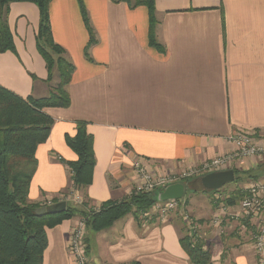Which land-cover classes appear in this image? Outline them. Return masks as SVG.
I'll return each mask as SVG.
<instances>
[{"label":"crops","instance_id":"1","mask_svg":"<svg viewBox=\"0 0 264 264\" xmlns=\"http://www.w3.org/2000/svg\"><path fill=\"white\" fill-rule=\"evenodd\" d=\"M83 4L96 38L88 56L90 34L79 1L49 3L53 41L75 69L67 85L71 104L44 109L54 123L35 152L29 203L67 199L81 209L97 210L132 194L139 180L137 162L157 175L178 174L231 152L229 136L237 131L264 138V0H155L157 45L150 43L146 5ZM39 22L35 3L10 4L15 52L0 53V85L23 98L50 93L46 61L37 48ZM57 78L55 71L51 85ZM78 121H85L94 137L96 158L92 182L82 191L72 187L68 162L78 155L66 141L76 134ZM232 168L241 180L217 195L218 201L238 208L242 186L264 180V162L247 157ZM73 192L83 196L82 203L72 198ZM186 195L181 207L187 204L197 222L205 219L198 239L211 245L208 264H254L253 225L230 217L215 225L217 203L209 192ZM177 213L169 221L153 216L145 224L128 213L109 228L87 227L91 264H193L182 245L191 235ZM79 217L46 228L43 264H71L67 238Z\"/></svg>","mask_w":264,"mask_h":264},{"label":"trees","instance_id":"2","mask_svg":"<svg viewBox=\"0 0 264 264\" xmlns=\"http://www.w3.org/2000/svg\"><path fill=\"white\" fill-rule=\"evenodd\" d=\"M17 1H30L39 8L40 22L36 41L37 48L46 61L50 93L44 97L23 98L0 85V264H43V253L47 247V227L81 215L86 218L87 227L100 231L111 227L117 219L128 213H133L139 219L158 200L155 191H133L128 198L105 203L98 210L81 209L67 201V210L64 212L42 216L35 213V209L41 204L28 201L29 185L37 166L35 152L38 145L47 140L54 123V119L44 109L68 107L71 104L67 85L71 81L75 66L66 58L63 47L53 41L49 17L51 0H0V53L8 50L15 52L14 36L6 16L10 4ZM78 1L90 34V41L85 47L88 56L89 48L96 42V38L83 0ZM115 1H126L131 7L144 4L149 8V38L150 43L155 45V0ZM55 71L58 72V82L51 85ZM66 141L78 155L77 160L68 162V165L71 168L74 188L82 191L93 179L96 163L94 137L88 132L87 123L78 121L76 134L66 136ZM193 183L189 182L188 187L191 191H197L199 187ZM228 203L235 202L228 200ZM196 239L198 242L186 235L182 239V245L193 264H208L211 261V245L204 247V241Z\"/></svg>","mask_w":264,"mask_h":264},{"label":"built area","instance_id":"3","mask_svg":"<svg viewBox=\"0 0 264 264\" xmlns=\"http://www.w3.org/2000/svg\"><path fill=\"white\" fill-rule=\"evenodd\" d=\"M229 142L233 145L231 152L204 161L178 174L157 175L148 170L141 162H137L135 167L139 180L133 191L138 193L163 190L170 184L186 181L198 174L202 175L229 169L237 159L257 157L264 162V138L260 134L248 130L237 131L229 136ZM71 195L76 202L82 203L83 199L79 193L73 192ZM215 197L218 212L216 211L213 215L214 224L219 225L223 217L239 218L243 222L248 221V224H252L254 230L250 240L252 250L256 255L254 264H264V180H253L244 187L243 197L238 208H233L225 202L218 201L220 199L218 195ZM181 200L168 199L155 203L150 210L141 214L144 217L143 222L145 220L148 222L155 215L158 219L164 221L168 214L179 210ZM187 217L190 218V215L188 214ZM147 222H144V224ZM197 228H190V235L193 239L199 237ZM86 230L87 221L85 217H82L78 220L70 238H68L67 249L73 264H91L85 243Z\"/></svg>","mask_w":264,"mask_h":264},{"label":"water","instance_id":"4","mask_svg":"<svg viewBox=\"0 0 264 264\" xmlns=\"http://www.w3.org/2000/svg\"><path fill=\"white\" fill-rule=\"evenodd\" d=\"M199 182L204 190H219L226 184L235 180L234 169L210 172L200 177ZM186 192V184L178 182L167 186L163 190H156V199L158 202L168 199H182ZM67 209V201L62 200L50 206H41L35 209V213L39 216L46 214L61 213Z\"/></svg>","mask_w":264,"mask_h":264},{"label":"rangeland","instance_id":"5","mask_svg":"<svg viewBox=\"0 0 264 264\" xmlns=\"http://www.w3.org/2000/svg\"><path fill=\"white\" fill-rule=\"evenodd\" d=\"M8 15H9V12L7 13V16H6V19H7V23H8ZM9 25V24H8ZM36 40H37V36H36ZM245 159V158H244ZM239 160H242V159H237V160H235V162H237V161H239ZM234 162V163H235ZM191 168H193V166L191 167ZM190 168V169H191ZM230 169H233L232 167L230 168ZM227 170V169H226ZM235 171V170H234ZM216 172V171H215ZM71 174H72V172H71ZM206 174H208V173H206ZM203 175H205V174H198V175H196V176H194V177H192V178H190V179H188V180H186L185 182H186V192H185V195L186 196H190V195H198V194H200L202 191H205V192H209V194L211 195V199H210V201H212V203L214 204V205H216L215 204V196H217V192H218V190H204V189H202L203 187H202V185H201V183L199 182V180H197V179H199L200 177H202ZM239 176V175H238ZM242 177V176H241ZM241 177H239V178H237V173L235 172V179L237 178V181H233V182H230V183H228V184H226L225 186H223L222 188H220L221 190H226L227 188L229 189V190H231L232 188H233V186L232 185H234L235 183H238L240 180H241ZM184 182V183H185ZM189 182H194L193 184H197L196 186H197V191H191L190 190V188L188 187V184H189ZM175 183H178V182H175ZM174 184V183H173ZM72 187H74V185H73V183H72ZM242 189H243V191H242V194H243V192H244V186H242ZM234 190V189H233ZM189 192V193H188ZM192 192V193H191ZM220 192H222V191H220ZM220 192H219V194H220ZM236 193H237V190H236ZM240 194H241V190H240ZM219 196V195H218ZM81 197H82V199H83V196L81 195ZM63 200H66V201H68L67 199H63ZM60 201H62V200H60ZM60 201H57V202H60ZM57 202H55V203H57ZM55 203H50V204H45V205H41V206H50V205H53V204H55ZM71 205H75L74 203H72V202H69ZM40 206V207H41ZM77 206V205H76ZM186 206H187V204L186 205H184V206H180V209L178 210V211H180L181 212V214H180V218H181V220H182V222L184 223V225H185V229H186V231L188 232V234L190 235V228L192 227V228H197V227H199V223H202L205 219H200L199 218V221L197 222L196 221V219H195V217L197 218V216H195V217H193V218H188L187 217V215L189 214H192V212H191V210L189 209L190 207L188 206V209L186 208ZM98 209H100V208H97V210ZM67 210V209H66ZM65 210V211H66ZM177 211V212H178ZM177 212H173V213H175V215L176 214H178ZM76 216V215H75ZM74 216V217H75ZM156 216V215H155ZM171 216H173V214L172 213H170V214H168V216L165 218V220L163 221V222H165V221H169V218H171ZM192 216V215H191ZM176 217H178L177 215H176ZM82 218V216L81 217H79V218H76L75 219V222H74V224H73V226H72V228H71V231H70V234H69V236H68V238H70V236H71V233H72V230H73V228H74V226L76 225V223L78 222V220H80ZM144 217H142V215H140V219H143ZM176 219H178V220H180L179 218H176ZM180 220V221H181ZM161 222H162V219L160 220ZM144 222H147L146 220L144 221ZM197 224V225H196ZM197 233H198V228H197ZM67 238V239H68ZM200 240H203L204 241V239H200ZM68 241V240H67ZM194 242H198V240L197 239H195L194 240ZM208 244H210V243H208ZM207 245V243H205V241H204V247ZM208 246V245H207ZM68 248V247H67ZM254 256H255V262H256V255L254 254ZM71 264H73L72 263V260H71Z\"/></svg>","mask_w":264,"mask_h":264}]
</instances>
